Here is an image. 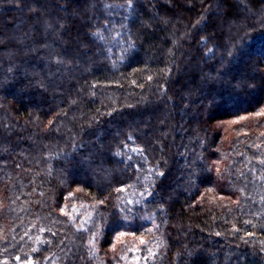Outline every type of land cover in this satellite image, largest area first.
<instances>
[{
  "label": "trees",
  "instance_id": "trees-1",
  "mask_svg": "<svg viewBox=\"0 0 264 264\" xmlns=\"http://www.w3.org/2000/svg\"><path fill=\"white\" fill-rule=\"evenodd\" d=\"M28 260L264 264V0H0V264Z\"/></svg>",
  "mask_w": 264,
  "mask_h": 264
},
{
  "label": "snow or ice",
  "instance_id": "snow-or-ice-1",
  "mask_svg": "<svg viewBox=\"0 0 264 264\" xmlns=\"http://www.w3.org/2000/svg\"><path fill=\"white\" fill-rule=\"evenodd\" d=\"M127 5L129 6V7H131L132 5H133V0H127ZM125 5H115V7H124ZM21 7H22V5H21ZM109 23V21H104V24L105 25H107ZM100 29L98 28V29H96V32H94L93 33V35H96V34H98V33H100ZM101 39H105V37L104 36H101L100 37ZM201 39H204V38H201ZM231 54V53H230ZM56 59H58V60H60L61 58L60 57H56ZM138 167V166H137ZM119 188L121 189V190H123V189H125V188H127V185H124V184H121L120 186H119ZM101 203H103V202H101ZM60 211L61 212H64L65 211V209L63 208V207H61L60 208ZM120 211L123 213L124 211H125V209H120ZM78 227H84V224H80V225H78ZM233 227H235V226H233ZM123 233H118L117 235H122ZM133 235H135L134 233H133ZM250 235V234H249ZM140 239H141V241L143 242L144 241V237L142 236V237H140ZM113 247H114V245H113ZM149 251H151V250H149ZM26 264H35V262H33L32 260H28V261H26Z\"/></svg>",
  "mask_w": 264,
  "mask_h": 264
}]
</instances>
